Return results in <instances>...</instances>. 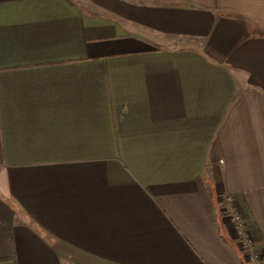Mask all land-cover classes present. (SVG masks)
<instances>
[{"label":"crops","instance_id":"0c3cea01","mask_svg":"<svg viewBox=\"0 0 264 264\" xmlns=\"http://www.w3.org/2000/svg\"><path fill=\"white\" fill-rule=\"evenodd\" d=\"M232 213L264 263V0H0V264H249Z\"/></svg>","mask_w":264,"mask_h":264},{"label":"built area","instance_id":"2783aa9c","mask_svg":"<svg viewBox=\"0 0 264 264\" xmlns=\"http://www.w3.org/2000/svg\"><path fill=\"white\" fill-rule=\"evenodd\" d=\"M227 209H231V207L229 206ZM228 212L230 211L228 210ZM230 218H231L232 223L235 226L236 235L239 239L240 246L245 253V258L248 261V263L249 264H264L263 258L258 248L255 246L250 235L243 228L240 218L233 213L231 214Z\"/></svg>","mask_w":264,"mask_h":264}]
</instances>
